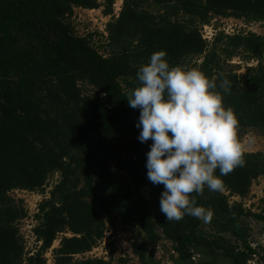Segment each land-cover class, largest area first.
Instances as JSON below:
<instances>
[{
    "label": "trees",
    "instance_id": "trees-1",
    "mask_svg": "<svg viewBox=\"0 0 264 264\" xmlns=\"http://www.w3.org/2000/svg\"><path fill=\"white\" fill-rule=\"evenodd\" d=\"M117 1L0 0V264H47L57 241L54 264H112L87 257L107 233L95 203L99 162L128 175L136 207L172 245L188 252L202 245L235 264H264V247L253 246L249 229V220L264 225V207L256 213L242 202L264 176V154L244 153L246 165L221 177L222 191L193 194L197 206L213 210L210 222L189 215L168 222L159 207L164 186L147 178L152 141H139L140 110L126 99L140 66L164 50L170 66L198 68L217 84L231 81L224 104L239 117L240 141L250 131L264 137V35L218 31L210 41L200 30L217 19L264 23V0H123L107 25L111 50L103 55L93 34H76L71 18L75 8L103 7L111 16ZM240 56L259 64L246 75L227 71ZM195 58L202 61L190 66ZM48 189L34 228L41 246L28 257L19 229L28 210L12 194ZM234 197L241 201L230 202Z\"/></svg>",
    "mask_w": 264,
    "mask_h": 264
},
{
    "label": "clouds",
    "instance_id": "clouds-1",
    "mask_svg": "<svg viewBox=\"0 0 264 264\" xmlns=\"http://www.w3.org/2000/svg\"><path fill=\"white\" fill-rule=\"evenodd\" d=\"M136 78L138 86L127 92L126 99L129 107L140 110L139 141H152L147 178L164 186L161 213L168 222L186 215L210 222L213 210L197 206L196 195L202 196L205 187L222 191L221 177L246 165L239 117L224 104L231 81L223 78L217 84V77L198 68L170 66L164 50L152 53Z\"/></svg>",
    "mask_w": 264,
    "mask_h": 264
},
{
    "label": "rangeland",
    "instance_id": "rangeland-1",
    "mask_svg": "<svg viewBox=\"0 0 264 264\" xmlns=\"http://www.w3.org/2000/svg\"><path fill=\"white\" fill-rule=\"evenodd\" d=\"M122 6L123 0L117 1L111 16L104 15L103 7L96 10L75 8L71 22L76 34L81 37L93 34V45L101 54L108 55L111 47L108 42L107 25L114 17L119 16ZM200 30L204 38L210 39V41L213 39L211 35L213 33L215 35L218 31L229 32L227 34L253 32L263 36L264 23L247 24L243 20L234 18L217 19L211 25L200 26ZM201 61L202 59L195 58L190 66ZM258 64L257 60L247 61L240 56L229 61L225 65V69L234 71L238 75H246L249 68L256 67ZM84 91L88 93L90 88L86 87ZM241 143L244 153L264 154V137L254 131L248 132L242 138ZM95 175L101 192L95 203L106 220L107 233L98 248H95L87 257L112 260V264H117L120 260H125L127 264H235L232 259L224 257L221 252L212 248L195 245L191 250L192 254L165 240L154 223L136 207L135 198L130 188L131 180L125 172L117 170L110 163L99 162L95 169ZM12 196L17 200L24 201L29 217L35 216L32 211L38 203V197L35 198L28 192H13ZM236 201L239 202L241 199L238 197L230 199V202ZM242 202L247 210L256 213L262 210L264 207V176L253 183L250 194ZM21 222L19 223L20 232L23 234L24 240L28 239L30 243V238L33 237L30 232H33V228L38 224L36 216L26 219L22 225ZM29 227L33 228L29 230ZM249 229L253 246L264 247V225L249 220ZM59 244L60 242L57 241L46 253L47 264L55 263L52 252L59 247ZM83 258L85 256H77L75 260Z\"/></svg>",
    "mask_w": 264,
    "mask_h": 264
},
{
    "label": "built area",
    "instance_id": "built-area-1",
    "mask_svg": "<svg viewBox=\"0 0 264 264\" xmlns=\"http://www.w3.org/2000/svg\"><path fill=\"white\" fill-rule=\"evenodd\" d=\"M227 33H229V32H227ZM214 36V33L211 35V38ZM205 39H207V38H205ZM208 40V39H207ZM210 40V39H209ZM49 191H50V189H48L47 190V192H46V194H44V195H42V194H37V195H35L36 193H31V194H33V196L36 198V197H38V203H37V205L35 206V208H34V210L32 211V214L33 215H37L38 213H39V205L41 204V201L42 200H44L47 196H49ZM16 192H24V193H27V192H25V191H16ZM29 193V192H28ZM34 216V217H35ZM34 217H29V212H28V217L26 218V219H28V218H34ZM25 219V220H26ZM25 220H23L22 222H21V225L22 224H24V221ZM21 228H22V226H21ZM33 227H29V230H31ZM30 234L33 236L32 238H30L31 239V241H30V243H29V240L28 239H26V250H27V255L28 256H32V255H34V253L37 251V249H38V247L39 246H41V243H39V242H37V237H36V235H35V232H34V228H33V232H30ZM23 235V234H22ZM24 237V236H23ZM28 243H29V245H28ZM29 247H28V246ZM28 248V249H27Z\"/></svg>",
    "mask_w": 264,
    "mask_h": 264
},
{
    "label": "crops",
    "instance_id": "crops-1",
    "mask_svg": "<svg viewBox=\"0 0 264 264\" xmlns=\"http://www.w3.org/2000/svg\"><path fill=\"white\" fill-rule=\"evenodd\" d=\"M189 253H192L193 254V251L189 252Z\"/></svg>",
    "mask_w": 264,
    "mask_h": 264
}]
</instances>
